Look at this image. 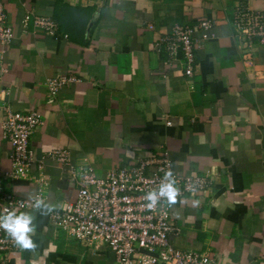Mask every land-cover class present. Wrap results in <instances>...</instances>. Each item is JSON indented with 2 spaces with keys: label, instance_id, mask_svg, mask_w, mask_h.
<instances>
[{
  "label": "crops",
  "instance_id": "0c3cea01",
  "mask_svg": "<svg viewBox=\"0 0 264 264\" xmlns=\"http://www.w3.org/2000/svg\"><path fill=\"white\" fill-rule=\"evenodd\" d=\"M14 38L0 71V180L18 198L39 193L51 209L76 198L69 174L44 158L70 151L76 166L99 175L167 149L174 170L207 174L208 189L176 198L180 228L174 248L206 251L218 264H264V45L244 51L233 36L237 3L264 12V0H0ZM30 11L57 21L48 36L23 18ZM214 21L215 37L201 41L194 74L165 63L157 39L175 23ZM150 25L153 28H150ZM67 34V37L64 35ZM201 37V33H197ZM3 46L0 44V55ZM75 75L52 95L48 78ZM37 110L31 134V179L7 176L12 144L4 137L6 108ZM172 121L171 125L167 121ZM35 217L36 247L10 253L8 264H119L105 245L89 246Z\"/></svg>",
  "mask_w": 264,
  "mask_h": 264
},
{
  "label": "built area",
  "instance_id": "2783aa9c",
  "mask_svg": "<svg viewBox=\"0 0 264 264\" xmlns=\"http://www.w3.org/2000/svg\"><path fill=\"white\" fill-rule=\"evenodd\" d=\"M7 13L0 2V71H8L3 62L6 47L14 38V29L8 24ZM30 21L48 36H57L59 25L48 16L36 15L30 11L23 18L26 26ZM214 21L204 18L196 24L175 23L169 32L160 36L155 49L162 53L165 63L178 62L187 76L194 74L196 50L201 41L215 37L212 31ZM233 36L244 51L250 53L256 45H264V12L248 4L237 3L231 20ZM150 28H153L150 25ZM201 33V37L197 36ZM67 37V34L64 35ZM79 81L75 75H60L47 79L52 95L69 83ZM42 123L37 110L28 113L6 108L2 120L3 135L12 144V170L7 173L14 179H31L32 164L36 160L30 147L31 134ZM168 120L167 124L171 125ZM45 159L51 160L69 174L77 186L76 198L61 208L50 212L53 225L63 229L69 237L95 246L105 245L116 256L119 264H218L216 255L206 251L179 250L174 248L171 235L180 228L171 216V203L161 199L151 209L146 196L164 182L165 174L172 173L178 190V197L194 195L211 185L207 174H182L174 170L169 151L164 149L157 155L138 159L133 165H115L99 175L90 165L76 166L67 149H53L46 152ZM34 199L44 201L39 193L34 198H18L4 189L0 180V215L14 209H32ZM18 247L3 229H0V264H8L10 253Z\"/></svg>",
  "mask_w": 264,
  "mask_h": 264
},
{
  "label": "clouds",
  "instance_id": "9594fccd",
  "mask_svg": "<svg viewBox=\"0 0 264 264\" xmlns=\"http://www.w3.org/2000/svg\"><path fill=\"white\" fill-rule=\"evenodd\" d=\"M177 195L178 190L172 179V173L167 172L164 182L157 189L147 194L146 199L149 201L147 207L149 209L153 208L161 199H166L169 203H175ZM33 207L39 211L41 216H47L52 211L49 204H45L44 201L39 199H34ZM34 219L35 217L30 212L17 214L14 209L7 210L6 214L0 215V229H3L20 249H34L36 245L30 236V233L35 230Z\"/></svg>",
  "mask_w": 264,
  "mask_h": 264
}]
</instances>
